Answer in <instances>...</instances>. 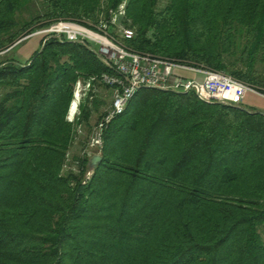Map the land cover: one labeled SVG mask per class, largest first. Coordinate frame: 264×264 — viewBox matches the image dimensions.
Instances as JSON below:
<instances>
[{
    "label": "trees",
    "instance_id": "1",
    "mask_svg": "<svg viewBox=\"0 0 264 264\" xmlns=\"http://www.w3.org/2000/svg\"><path fill=\"white\" fill-rule=\"evenodd\" d=\"M122 3L129 47L264 93V0H0V51ZM104 72L89 42L57 35L0 61V264H264V110L143 87L70 163L75 84Z\"/></svg>",
    "mask_w": 264,
    "mask_h": 264
},
{
    "label": "built area",
    "instance_id": "2",
    "mask_svg": "<svg viewBox=\"0 0 264 264\" xmlns=\"http://www.w3.org/2000/svg\"><path fill=\"white\" fill-rule=\"evenodd\" d=\"M124 12L125 3H122L110 22L100 20L97 23H86L73 19H58L26 36L57 35L69 41L85 40L113 68V72L78 79L75 84L74 99L70 106L73 116L77 114L82 99L95 88L96 82L104 84L111 91V103L93 126L90 147L97 150L102 147L104 131L109 122L126 110L137 91L143 87L174 91L192 90L204 100L230 101L237 104L243 102L249 91L261 94L222 70L193 65L129 47L123 39L132 38L135 32L132 28L122 27L118 23L119 15ZM111 25L116 26L117 36L120 32L121 38L113 33ZM180 71H187L192 75L188 77Z\"/></svg>",
    "mask_w": 264,
    "mask_h": 264
},
{
    "label": "rangeland",
    "instance_id": "3",
    "mask_svg": "<svg viewBox=\"0 0 264 264\" xmlns=\"http://www.w3.org/2000/svg\"><path fill=\"white\" fill-rule=\"evenodd\" d=\"M166 3H167V0H160V6H164ZM25 16H29V13L27 11L25 13ZM122 27H129V26L122 24ZM36 29H41V28H36ZM118 33L119 34L117 37L121 38L120 32ZM24 37H21L18 40H16L14 44L10 46L8 49L4 51H0V61L7 60L13 57V58L18 59L21 62H24L27 58H29L33 54V52L36 49L40 47L41 39L43 35L35 34V35L28 36L26 38ZM180 73L188 77L192 75L191 73L187 71H180ZM80 79L83 80L84 78H80ZM98 85H99V82L98 83L96 82L95 88L92 89L91 92H89V94L82 99V102L78 108V112L74 116L70 112V109H71L70 106L74 99V95L72 97L69 110H68V114H67V119L69 122H71L75 126L74 130L76 133V139H75L74 145L69 151L68 161L72 159V155L74 153H80L81 151L84 150L85 152H87L88 156H91V154L97 151L96 148H92L89 145V140L91 138L92 129H93V126L96 124L99 116L104 112V110L109 105L110 100H111L110 96H107V98H105L106 95L105 93L102 92L104 89H106L105 88L106 86H104V84L99 85V86ZM97 103H100L98 111H95V112L91 111L92 107L96 105ZM242 103L249 108H258V109L264 110V93L259 94V93H254V92L249 91L247 93V97L243 100ZM88 112L89 114H87ZM87 118L90 124L92 125L90 129L86 126V123L88 122ZM96 154H99V153H96Z\"/></svg>",
    "mask_w": 264,
    "mask_h": 264
},
{
    "label": "water",
    "instance_id": "4",
    "mask_svg": "<svg viewBox=\"0 0 264 264\" xmlns=\"http://www.w3.org/2000/svg\"><path fill=\"white\" fill-rule=\"evenodd\" d=\"M101 160L100 154H95L90 160V169H92Z\"/></svg>",
    "mask_w": 264,
    "mask_h": 264
},
{
    "label": "crops",
    "instance_id": "5",
    "mask_svg": "<svg viewBox=\"0 0 264 264\" xmlns=\"http://www.w3.org/2000/svg\"><path fill=\"white\" fill-rule=\"evenodd\" d=\"M99 85H103V84H99ZM99 85H98V86H99ZM104 86H105V85H104ZM105 88H106V89H104V90L102 91V92L105 93V95H106L105 98H107V96H110V97H111V93H110L111 91H110V89H108L107 87H105ZM246 97H247V94H246L245 98H246ZM245 98H244V99H245ZM110 103H111V100H110ZM110 103H109V104H110Z\"/></svg>",
    "mask_w": 264,
    "mask_h": 264
},
{
    "label": "bare ground",
    "instance_id": "6",
    "mask_svg": "<svg viewBox=\"0 0 264 264\" xmlns=\"http://www.w3.org/2000/svg\"><path fill=\"white\" fill-rule=\"evenodd\" d=\"M74 108H75V107H73V110H74ZM73 110H72V111H73Z\"/></svg>",
    "mask_w": 264,
    "mask_h": 264
}]
</instances>
